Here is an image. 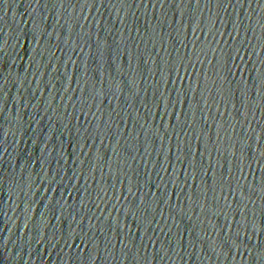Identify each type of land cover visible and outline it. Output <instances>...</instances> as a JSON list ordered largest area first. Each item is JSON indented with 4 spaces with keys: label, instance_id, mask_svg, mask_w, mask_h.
<instances>
[{
    "label": "water",
    "instance_id": "water-1",
    "mask_svg": "<svg viewBox=\"0 0 264 264\" xmlns=\"http://www.w3.org/2000/svg\"><path fill=\"white\" fill-rule=\"evenodd\" d=\"M0 264H264V0H0Z\"/></svg>",
    "mask_w": 264,
    "mask_h": 264
}]
</instances>
